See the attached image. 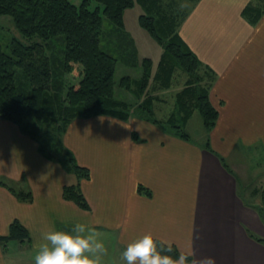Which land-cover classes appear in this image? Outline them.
Segmentation results:
<instances>
[{
	"label": "crops",
	"instance_id": "1",
	"mask_svg": "<svg viewBox=\"0 0 264 264\" xmlns=\"http://www.w3.org/2000/svg\"><path fill=\"white\" fill-rule=\"evenodd\" d=\"M247 6L262 10L256 23L243 15ZM177 32L210 76L218 119L207 142L136 116L77 118L61 140L90 171L79 180L0 118V183L33 196L21 202L0 184V235L19 221L31 238L11 241L13 256L25 251L34 264L41 232L83 222L104 241L102 264H126L122 249L146 233L191 253L194 264L209 256L215 264H264V0H198ZM77 185L88 211L63 198L64 187ZM7 250L0 243V264L15 263Z\"/></svg>",
	"mask_w": 264,
	"mask_h": 264
},
{
	"label": "trees",
	"instance_id": "2",
	"mask_svg": "<svg viewBox=\"0 0 264 264\" xmlns=\"http://www.w3.org/2000/svg\"><path fill=\"white\" fill-rule=\"evenodd\" d=\"M135 3L143 8L140 27L163 49L157 81L168 88L176 70L190 77L184 91L177 96L178 112L182 114L179 122L185 126L195 109L200 112L204 128L210 132L218 119V111L210 101V85H202L203 65L177 32L187 12L177 23L166 14H157L155 0H81L78 5L71 0H0V17H11L24 39L41 40L24 43L14 39L7 50L0 42V118L17 125L24 135L38 143L45 158L60 163L79 180H88L90 171L78 165L61 140L71 121L97 116L126 121L132 116L128 105L115 97L118 59L103 50L101 38L105 20L118 32L125 33L124 12ZM243 15L256 23L262 10L247 6ZM128 54L134 62L137 55L126 51L125 55ZM152 64L151 59L144 58L143 77L137 84L138 97L146 95ZM19 74L26 78L25 84L20 83ZM121 86L131 90L130 80L122 78ZM152 106V102L144 106L146 111L142 118L165 129L166 125L155 117ZM167 123L176 137L191 140L178 125L177 117L172 115ZM206 146L209 148V144ZM0 184L19 201H33L30 192ZM138 190L151 195L142 186ZM63 198L85 211L90 210L79 185L64 187ZM262 201L264 203V189ZM30 239L29 232L19 221L12 222L7 236L0 235L4 250L11 241L29 243ZM258 241L264 243L263 239ZM170 246L174 252H180L176 246Z\"/></svg>",
	"mask_w": 264,
	"mask_h": 264
},
{
	"label": "rangeland",
	"instance_id": "3",
	"mask_svg": "<svg viewBox=\"0 0 264 264\" xmlns=\"http://www.w3.org/2000/svg\"><path fill=\"white\" fill-rule=\"evenodd\" d=\"M71 1L76 5L81 2V0ZM195 1L196 0H155V8L157 9V14H166L169 20L177 21V23H179L183 18L184 13L187 12L188 14L190 9L193 8L194 4L197 2ZM142 13L143 8L137 3L124 12L125 35L122 34V30L118 32L116 28L109 26L107 20L104 21V34L101 38L102 48L105 52L118 59L115 73L116 99L128 105V112L132 114L131 117L136 116L141 118L145 115L146 110L143 109L144 106H147L148 102L149 104L152 102L155 117L166 125L163 130L173 134L172 127L167 122L169 118L174 115L178 119V125L182 126V131L186 132L190 138L198 142H207L206 138L208 131L204 128L203 119L198 110L194 109L193 115L190 120L186 122L185 126L179 122L182 114L180 115L178 112L177 96L184 91L190 77L181 70H176L172 74L168 88L163 87L161 82L157 81L156 77L159 75V62L162 58L163 49L144 29L140 27L139 16H141ZM14 39H18L24 43L41 41L38 38L32 40L24 39L15 29L12 18L9 16H1L0 42L5 47V50H7V45H9ZM126 51L129 53L132 52V55L134 56L137 55L134 62H132L130 54H128V56L125 55ZM124 57H127V59H124ZM144 58L152 60V76L150 78L146 95L138 97L136 95L138 92L137 84L141 82L143 77ZM201 75L204 76L202 85L208 87L210 83L209 73L207 70L205 71V69H203V71L200 70V76ZM122 78H128L130 80L131 90L126 89L125 86H121ZM19 79L22 84L27 82L22 74ZM193 80L194 79H192V81ZM27 86L29 87V85ZM12 242H10L6 248L9 249L6 251L7 258L14 259V264H30V258H25V255H28L25 251V254L23 253L16 256L11 254L12 252L14 253L15 246H18H13Z\"/></svg>",
	"mask_w": 264,
	"mask_h": 264
},
{
	"label": "clouds",
	"instance_id": "4",
	"mask_svg": "<svg viewBox=\"0 0 264 264\" xmlns=\"http://www.w3.org/2000/svg\"><path fill=\"white\" fill-rule=\"evenodd\" d=\"M103 222L97 218L95 224ZM98 229L76 222L70 230L52 228L39 234L34 244V264H102L100 253L107 251L104 241L96 239ZM191 253L174 252L164 241L146 233L127 244L121 251L126 264H194ZM201 264H215L205 257Z\"/></svg>",
	"mask_w": 264,
	"mask_h": 264
}]
</instances>
